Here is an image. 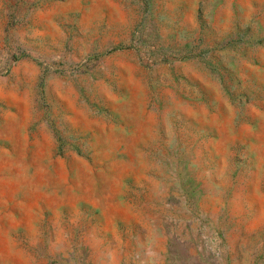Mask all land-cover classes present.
Segmentation results:
<instances>
[{
    "label": "rangeland",
    "instance_id": "obj_1",
    "mask_svg": "<svg viewBox=\"0 0 264 264\" xmlns=\"http://www.w3.org/2000/svg\"><path fill=\"white\" fill-rule=\"evenodd\" d=\"M0 264H264V0H0Z\"/></svg>",
    "mask_w": 264,
    "mask_h": 264
}]
</instances>
